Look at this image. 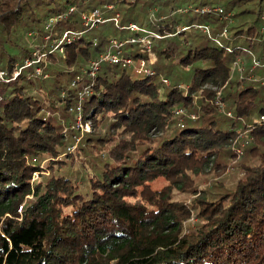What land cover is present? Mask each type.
<instances>
[{"label":"trees","instance_id":"trees-1","mask_svg":"<svg viewBox=\"0 0 264 264\" xmlns=\"http://www.w3.org/2000/svg\"><path fill=\"white\" fill-rule=\"evenodd\" d=\"M245 1L15 0L13 8L0 9V68L12 69L30 56L29 42L20 46L12 39L16 27L27 34L36 31L40 41L46 33L44 20L70 5L82 10L113 4L121 25L136 22L166 32L174 31L180 23L225 24L211 14H172L174 8L217 2H222L225 10L238 6L241 9L230 17L238 23L229 27L231 34L220 38V43L197 32L191 42L183 38L173 45V40H163L169 42L157 49L156 73L163 70L167 76L172 67H190V93L197 92L205 81H226L231 61L243 48L264 58V38L258 28L264 21V0L255 3L257 8H242ZM155 5L165 14L157 21L159 28L146 16ZM248 16L253 20L244 21ZM109 24L64 42V56L57 52L50 55L63 65L58 70H50L49 65L46 71L55 73L54 80L61 77L64 81L58 87L64 93L61 99L66 111L77 104L81 84L71 86V82L86 61L105 47L110 35L125 33ZM66 28L82 29L77 13L57 23L54 30ZM186 33L191 34L182 31L179 36ZM230 45L232 51L227 50ZM129 52L142 56L138 48ZM175 58L177 63H162ZM156 75H135L117 64H104L94 79L84 80L90 91L81 104L82 119L95 122L97 115L110 113L117 124L139 137L138 129L162 128L166 120L167 125L175 105L196 111L191 95L177 87L179 74L174 73L163 92ZM236 82L226 97L233 118L225 116V120L212 99L204 102L203 98L198 119L185 118L183 127H166L158 145L126 156L116 143L109 150L111 161H103L100 170L90 176L88 196L63 175L30 183L33 173L41 171L35 157L45 155L52 157V163H62L55 157L65 151L66 135L52 116L43 113L45 105L27 92L33 85L31 79L21 74L0 84V264H264V121L259 120L264 115V87L249 83L240 87ZM45 83L46 79L39 80L44 91H52L53 83ZM204 94L210 97L213 92L204 90ZM240 117L254 126L246 150L256 155L259 163L244 167V177L221 201H203L199 212L203 223L196 232H183L182 221L190 211L171 202L170 191L172 187L182 189L183 175L190 182L187 171L220 164L214 159L218 151L213 146H228L235 130L245 128ZM225 151L231 153L229 147ZM161 176L169 181L168 189L155 190L151 183ZM26 195L33 199L23 203Z\"/></svg>","mask_w":264,"mask_h":264},{"label":"rangeland","instance_id":"rangeland-1","mask_svg":"<svg viewBox=\"0 0 264 264\" xmlns=\"http://www.w3.org/2000/svg\"><path fill=\"white\" fill-rule=\"evenodd\" d=\"M133 1V0H131ZM145 1V0H141ZM258 0H246L243 3V7L246 8H257L255 3ZM15 0H0V9H11L14 7ZM218 5H223L222 2H217ZM103 5H111L113 10L115 6L113 4H103ZM100 5V6H103ZM215 5V4H212ZM191 4H188L186 7L180 6L178 8H174L172 10L173 13H197L203 14L200 10H196L198 7L199 9L205 8L206 5L199 6L193 5L190 7ZM99 7V6H98ZM222 7V6H221ZM223 8V7H222ZM88 9V8H84ZM90 9V8H89ZM230 9V8H229ZM241 9L238 6H235L232 10H225L223 15H218L216 13H212V15L218 17L221 21H225L221 27L218 24H209L210 29L212 30L214 26L215 32H211V36L215 39L220 41V38H228L231 34L229 31L230 26L237 25L238 22L234 21L232 18L230 19L232 13L235 14L236 11ZM225 12L227 14L225 15ZM112 14V10L109 11V15ZM230 14V16H229ZM264 14V11L263 13ZM147 18L154 20V25L159 28L157 21L159 19H163L165 14L160 13V8L158 5H155L148 9ZM227 18V19H226ZM247 18V19H246ZM244 19L248 21L253 20L252 17H246ZM110 22L105 23L104 25H110ZM180 23L175 26L174 31H167L170 33H174L177 30V26H186ZM194 25H187V30H181L177 32V34H173V36L164 38L163 40H173V45L178 43L180 39L187 38V41L190 40L191 37L195 36L194 33L203 32L201 29H196ZM106 26V27H107ZM264 27V21L258 24L259 31L263 34L264 38V30H261ZM156 30V29H155ZM182 31H188L191 34H184V36H179ZM89 33V32H86ZM204 33V32H203ZM12 39L15 43L20 46L27 45L29 41L32 39L29 38L27 32L24 28L16 27L14 33L12 34ZM43 40V37H42ZM42 40L38 41L37 36L34 38V42H41ZM158 41L155 43L154 47V65L158 63L159 56L157 54V49L163 47L167 41ZM51 42V41H50ZM240 42V41H239ZM238 48V47H237ZM230 45V51H232ZM244 51L236 55L235 59L231 61L230 64V74L226 81L224 82H212V81H205L199 88V91L190 93L191 81L189 77L190 67L180 68L179 66L172 67L170 69V74L167 76L165 75L164 71L161 70L159 73H155L160 81H162L160 90L163 92L164 88L170 84L171 79L173 78L174 73L179 74L181 76L179 78L177 87L179 89L184 90L185 93L190 94L192 97V105L196 108V111H189V108L185 106L175 105L171 109L170 114V122L166 125L167 120L165 121V125L162 128H152L148 129L147 131H142L138 129L140 134L139 137L132 136L131 132L126 131L123 126L117 124L114 118L111 116L110 113H106L103 117L97 115L94 121L88 120H81L80 124H77L73 114L68 110L66 111L64 108V103H62L61 96L64 93L60 92L61 82L64 84V81L61 77L59 80H54L53 77L55 73H51L49 78H46V85L53 83L50 85V89L52 91H44L43 87L39 86V80L35 79L33 81V85L27 88V92H29L32 96H34L38 101H41L45 108H43V113L46 116H52L58 124H60L62 131L66 135L67 146L63 153L58 154L56 159H59L62 163H52V157H47L45 155L35 157L36 163L39 164L41 168L40 172H34L32 178L30 179V183L33 184L37 181H44L50 175H63L69 177L71 181L78 187V192L82 193L83 195H87L90 191L89 189V178L93 175L96 170H100L99 167L103 163V161H111V157L109 156V150L113 145L119 143L120 149L124 148V155H133L135 153H139L140 150L145 146H156L160 143L162 136L164 135L165 128L169 127H183V122L185 118H190L192 120L198 119L201 112V103L200 101L204 98V102H207L212 99L213 104L216 107L217 112L221 115L225 120V118H233L234 114L232 110L229 108V102L227 101L226 97L229 95V92L232 91L230 89L236 81L240 82V87H243L245 84H250L255 88H263L264 87V65L257 66L255 65V61H260V64H264V58L257 57L256 53L252 50H247L243 48ZM60 53V52H59ZM50 70H58L63 69L62 64H58V60H54L53 57L49 56ZM237 60L239 62V66L241 67V71L233 70L234 61ZM172 61L177 63V58L169 60L165 59L162 63L170 64ZM172 74V75H171ZM157 79V80H158ZM168 79V81L166 80ZM204 90H211L213 94L210 97H205ZM51 94V96H49ZM60 95L59 96L57 95ZM221 104L224 105V108H221ZM183 110V113L179 111ZM231 112L232 115H228L227 112ZM195 116V118H191V116ZM238 120L245 124L247 123V119L240 117ZM228 121V120H227ZM180 123H182L180 125ZM72 128V131L70 130ZM234 136L230 140L229 145H215L213 148L218 151L215 154V160L220 162V164H210L204 169H199L198 172L194 171H187L186 175L188 176L190 182L185 179V175L182 176L179 186L172 187L170 191V201L177 202L180 205H183L185 209L190 211V216L187 219L182 221V231L183 232H196L199 226L203 223V218L200 217L199 212H201V207L203 201H221L222 197L227 196L229 193H232L235 190V185L238 180L244 177V167L246 166H253L259 163L258 157L248 150H245L244 153L239 156L237 159L233 152H231V144ZM258 145V143H255ZM260 145V144H259ZM73 146V148H71ZM69 147V148H68ZM229 147L231 153H227L225 150ZM261 149L264 150V143L261 145ZM224 149V150H223ZM53 164V167L49 165ZM116 165V163L112 164ZM152 187L155 190H160L162 188L168 189L169 181L166 180L164 177H157L155 178L152 183ZM88 196V195H87ZM86 196V197H87ZM33 197L31 195H26L24 198L23 203L26 200H31ZM205 203V204H206Z\"/></svg>","mask_w":264,"mask_h":264},{"label":"built area","instance_id":"built-area-1","mask_svg":"<svg viewBox=\"0 0 264 264\" xmlns=\"http://www.w3.org/2000/svg\"><path fill=\"white\" fill-rule=\"evenodd\" d=\"M223 9L224 8L218 4L206 5L205 8L201 9L198 7L196 8L197 11L200 10L203 14L211 15L213 12L218 15H223ZM111 10H113L111 5H103L82 10H79L75 5H70L65 10L48 16L44 20L43 29L46 33L43 34V40L41 42H34V38H36L37 35L36 31L28 34L33 37L31 42L29 41L27 45L30 49V56L16 62L12 69L0 68V84L10 83L21 74H24L27 79L31 80L49 78L50 74L46 71V68L50 65L49 56L56 52L64 56V42H70L71 39L74 38L73 36L77 34H85L94 28H98L102 24L112 22L115 27L120 28V30L125 31V33L122 36L110 35L105 47L94 57L86 61L81 68L80 74L71 82V86H75L79 82L81 84V88L77 93V104L69 108L76 123L80 124L82 120L81 104L83 98L86 97L90 91L89 83L84 81L86 78L91 80L94 79L104 64H117L135 75H153L155 73L153 67L155 60V43L164 38L171 37L181 30L188 29V26H177V30L174 33H170L151 29L146 25H140L136 22H129L125 25H121L119 12L112 11V14L109 15V11ZM74 13L78 15L82 28L80 31L74 28H66L63 31L54 30L57 23L67 19ZM226 14L227 12H225V15ZM261 18L264 20V14ZM194 27L196 29H201L208 37L212 38L209 23L197 24L194 25ZM261 30H264V27H262ZM94 41H96L95 38ZM215 41L220 43L218 40ZM135 48H138L142 56L134 57L129 52L130 49L133 50ZM227 50L230 51V48L227 47ZM255 65L263 66L264 64H260L258 60L255 61ZM240 69L239 62L235 60L233 70L241 71ZM221 108H224L223 104H221ZM179 112L183 113V110ZM227 114L232 115L229 111ZM191 118H195V116L192 115ZM259 120L264 121V115H260ZM181 124L182 123H180V125ZM244 125L245 128H237L235 130V137L231 144V152L234 153L236 159L244 153L253 139L251 132L254 126L249 122H245ZM71 148H73V146Z\"/></svg>","mask_w":264,"mask_h":264}]
</instances>
